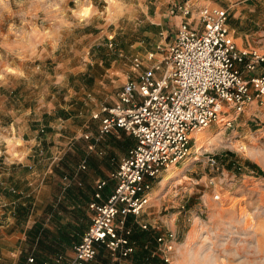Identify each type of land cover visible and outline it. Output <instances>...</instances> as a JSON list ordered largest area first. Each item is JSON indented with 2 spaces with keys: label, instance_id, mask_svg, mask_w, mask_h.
I'll use <instances>...</instances> for the list:
<instances>
[{
  "label": "crops",
  "instance_id": "obj_1",
  "mask_svg": "<svg viewBox=\"0 0 264 264\" xmlns=\"http://www.w3.org/2000/svg\"><path fill=\"white\" fill-rule=\"evenodd\" d=\"M189 1L195 8L227 10L238 48L261 51L252 45L254 0ZM104 8L78 16L79 22L63 24L65 34L48 41L52 48L54 44L61 48L46 50L45 66L56 62L52 54L59 51L62 64L36 76L19 71L0 83V264L72 260L75 246L91 225L90 205L109 199L117 184L112 176L135 145V139L122 130L101 135V119L94 115L104 106H114L129 77L136 74L128 61L137 54L145 57L152 42L169 30L161 18H147L139 21V29L133 28L136 12H126L118 19L128 21L122 28L124 41L110 52L105 47H112L108 40L114 35L107 24L95 20L108 19L109 7ZM176 19L181 22L180 14ZM102 181L106 186L96 199ZM153 206L150 203L140 217L127 219L135 246L130 258L114 257L99 246L88 264H158L153 252L164 218Z\"/></svg>",
  "mask_w": 264,
  "mask_h": 264
},
{
  "label": "rangeland",
  "instance_id": "obj_2",
  "mask_svg": "<svg viewBox=\"0 0 264 264\" xmlns=\"http://www.w3.org/2000/svg\"><path fill=\"white\" fill-rule=\"evenodd\" d=\"M118 1L0 0V83L19 71L36 76L62 64L59 51L52 54L56 62L45 66L46 50L61 48L56 44L52 48L48 41L65 34L63 24L79 22L78 16L100 13L104 7H109L108 19L95 20L107 24L114 35L108 40L112 47H105L110 52L124 41L122 28L128 21L118 19L130 11L136 12L131 21L136 29L139 21L161 18L169 31L151 48L160 42L169 44L181 23L177 8L189 0ZM254 1L252 45L264 53V0ZM162 55L158 52L159 60ZM128 67L133 69L131 61ZM261 72L260 67L254 74ZM225 122L222 115L210 128L193 133L190 157L153 182L150 203L164 218L160 235L175 236L172 264H264V175L253 167L264 172V106L253 102L230 127ZM209 158L216 160L217 168L210 166ZM157 259L158 264H166Z\"/></svg>",
  "mask_w": 264,
  "mask_h": 264
},
{
  "label": "built area",
  "instance_id": "obj_3",
  "mask_svg": "<svg viewBox=\"0 0 264 264\" xmlns=\"http://www.w3.org/2000/svg\"><path fill=\"white\" fill-rule=\"evenodd\" d=\"M177 12L181 23L175 39L158 43L145 57L134 55L136 74L123 86L118 102L94 115L101 119V135L122 130L135 139V145L112 176L117 184L109 199L90 205L91 225L75 246L74 258H58L55 264H88L99 246L114 257L130 258L135 246L133 231L126 226L128 217H140L151 202L153 182L190 157L193 133L210 128L222 115L230 127L253 102L264 106V71L254 74L264 64V53L238 48L228 27V11L195 8L187 1ZM208 163L217 168L214 158ZM105 186V181L98 184L96 199ZM175 248L174 233L162 234L153 257L172 264Z\"/></svg>",
  "mask_w": 264,
  "mask_h": 264
},
{
  "label": "trees",
  "instance_id": "obj_4",
  "mask_svg": "<svg viewBox=\"0 0 264 264\" xmlns=\"http://www.w3.org/2000/svg\"><path fill=\"white\" fill-rule=\"evenodd\" d=\"M253 167L256 168V170H257V172H258L259 175H264V172L262 170H260V168H258L257 165H254L253 164Z\"/></svg>",
  "mask_w": 264,
  "mask_h": 264
}]
</instances>
